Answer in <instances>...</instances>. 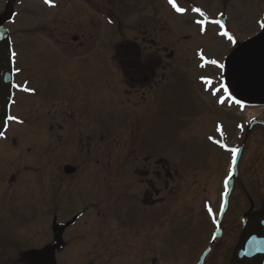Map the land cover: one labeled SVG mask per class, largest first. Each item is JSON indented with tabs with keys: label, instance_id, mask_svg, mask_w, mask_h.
Returning a JSON list of instances; mask_svg holds the SVG:
<instances>
[{
	"label": "rangeland",
	"instance_id": "rangeland-1",
	"mask_svg": "<svg viewBox=\"0 0 264 264\" xmlns=\"http://www.w3.org/2000/svg\"><path fill=\"white\" fill-rule=\"evenodd\" d=\"M175 2L186 9L183 14L175 12L168 0H50L49 4L43 0H0V23L8 30L12 51L16 52L14 61L9 62L0 49V69L5 63L6 68H18L20 86L26 84L24 87L37 92L33 96L15 93L11 115L29 124L8 123L10 128L0 138V175L11 160L18 162L7 175L34 155L30 152L26 157L9 158L17 149L26 152L25 148L34 144V148L50 152L55 141L48 127L55 122L71 131L60 134L61 143L69 148L67 143L76 142L77 153L86 147L80 135L86 138L88 131L94 132L90 133L96 136L93 146L101 143L105 148H99L98 158L110 163L109 200L103 206L99 202L103 197L101 173L93 160L80 166L78 174L82 176L74 182L59 179L60 211L55 222L61 228L62 245L60 252L46 259L39 253L53 243L55 231L48 225L52 219L45 218L46 230L25 226L37 207L36 192L41 185L49 190V176L58 177L60 165L53 162L44 167L45 172L34 175L44 181L40 186L31 175L11 185L0 179V195L5 196L0 198V213L11 214L2 221L9 226L8 237L29 246L12 247L13 243L4 242L1 236L0 248L9 246L5 254L29 249L34 255L25 264H196L211 244L225 191L223 181L229 173L228 153L209 142L217 140L241 152L221 225L223 236L213 244L207 264H230L248 231H260L258 221L264 217V131L259 126L247 128L254 119L264 121V106L239 88L231 91L232 101L223 94L220 71L210 61L222 59L224 64L229 45L224 43L223 48L218 37L221 29L215 24L205 22L206 31L201 34V25L194 20L203 17L192 9L200 8L209 20L223 13L227 29L243 41L263 30L264 0ZM151 23L161 65L148 66L155 54L138 55L129 49L116 60L112 47L124 38L143 45L138 30ZM55 24L56 33L74 32L77 43L67 37L54 38ZM48 32L52 41L45 38ZM121 60L123 66L119 65ZM142 72L148 78L145 85L137 82ZM201 77L211 84H205ZM215 89L220 90L213 95ZM220 97L225 98L224 103L218 102ZM59 113L60 120L55 119ZM64 118L66 123L61 122ZM97 129L102 133H96ZM23 134L27 140L21 139ZM100 137H104L102 142ZM14 138L18 148L11 144ZM66 152L69 156L71 151ZM147 156L153 163L165 161L170 175L168 189L158 196L154 207L140 206L130 196L138 188L131 168ZM117 164L121 166L115 167ZM160 165L158 171L164 169ZM117 176L119 183L112 181L118 182ZM7 188L23 196L18 204H7ZM205 203L211 206L212 215ZM106 205L105 218H98L94 207L102 210ZM48 207L46 199L44 210ZM21 224L23 229H19Z\"/></svg>",
	"mask_w": 264,
	"mask_h": 264
},
{
	"label": "flooded vegetation",
	"instance_id": "flooded-vegetation-1",
	"mask_svg": "<svg viewBox=\"0 0 264 264\" xmlns=\"http://www.w3.org/2000/svg\"><path fill=\"white\" fill-rule=\"evenodd\" d=\"M15 2H17V0H15ZM146 25H147V27H146ZM146 25H143L141 27L142 30L139 29L138 33H137V37L138 38H142L143 45L139 46L136 43H132V41L130 39H125L124 38L122 43L117 44L118 46L116 45L115 47H112V48L115 49L114 53L116 55L115 56L116 60L118 59L119 56H121V54L124 53L123 51L125 49H129V51L133 50L134 51L133 53H138V55L145 54L146 52L148 54L149 53L150 54H155L153 56V58H152L151 63L148 66L152 67V65H155V67H156L157 65H159V66L161 65V60L158 57L160 50L157 51L156 36H155V34L152 33L153 31L151 30L152 23L149 24V25L148 24H146ZM139 27H140V24H139ZM54 29H55V33H56V30H57L56 29V24L54 25ZM225 30L228 31V33L230 35L234 36L233 33H230V31L227 29V22H226V27L224 29H222V31H225ZM73 33L72 32H64V31L60 32L58 30L57 33L54 34V38H58L59 39L60 37H63V38L67 37L68 39L70 38L73 42L77 43V40L79 38L76 37ZM47 36H49V37H47ZM47 36L45 37L46 40L47 41H49V40L52 41V39L50 38L51 36H50L49 32H48ZM218 37H219V39H222V41H223V43L220 42L221 45L223 46V48H224V43L229 45V47L226 48V49H228V55H227L226 59L230 63H232L233 57H235V56L232 55V53L240 45L245 46V50L247 48H249V47H254V46H257V45H260V44H262L263 48H264V28H263V30H259L258 33L256 31L253 32L252 34H250L249 37H246L245 40H243V41H239L234 36V38L237 41V45L231 44L227 40V38L224 37V36L218 35ZM66 48H72V45L69 46V47H66ZM254 50L255 51H253V52L255 54V56H254L255 60H254L253 64L256 66L257 63L259 62V56L260 55H258L259 51L256 50L255 47H254ZM154 51H156V52H154ZM170 55L172 57L173 54L171 53ZM261 56L264 59V54H262ZM226 59L224 60L225 67H224L223 70H221V79H220V81L224 82L225 84L228 83L229 85L228 84H226V85L229 86V87L232 86V85L234 87H236V84H234L235 80L232 77V64L229 65L228 62L226 61ZM247 60H248L247 62H250V59H247ZM222 61H223L222 59L219 60V63L220 62L222 63ZM144 64H146V63H144ZM119 65L123 66L122 60H121V63H119ZM255 68H257V67H255ZM137 70H139V69H137ZM140 76H141V78L138 77V81L137 82L140 83V84L143 83L142 85H145L147 83V81H148V78L146 77V73L142 72ZM0 103H1V105H0V121H3L6 118L5 117L6 111L4 110L5 101H2ZM65 107L69 111L70 107L69 106H65ZM66 109H64V111H67ZM11 112H12V108H11V111H10V115H11ZM58 115L59 116H56L55 119H59L60 120L61 114L59 113ZM68 118H69V116H68ZM61 122L62 123H66V119L64 118ZM11 123H13V122H11ZM15 124H17V123H15ZM22 124L23 125H28L29 122L27 121V123L25 124V120H23ZM9 128H10V126H8V129ZM34 128L37 129L36 127H34ZM2 129L3 128L0 127V131H2ZM54 130H56V131H54ZM48 131L50 132V134L53 135V137H51V139L55 141L54 147H52L53 150L51 149L50 152H48L49 150L46 152L44 149L38 148L37 146H35V148H37V149H35L34 148V144H32L31 147H29V145L27 144L28 146L25 148L26 152H23V151L17 149L16 150L17 152L15 153V156L11 155L10 157H9V153H8V157L9 158H13V157L20 158V154H22V155H24L26 157V156L29 155L30 152L32 153V155L33 154L34 155L30 159V161H28L29 157H26L23 160L22 167L20 166V168L17 169L14 173H12L13 172L12 171L10 174L7 175L8 170H10V169L14 170V166H16L17 162H18L17 159L13 160V161L11 160L10 163L7 165V169L4 170L2 175H0V179L3 180V181H6L8 185H11V184H13L15 182L18 183V179L20 177H23L22 179H24V178L29 179L28 177L31 175L35 179L36 176H34V175L41 174V171L45 172V168L44 167L52 166L53 162H56L58 165H60V166H58V171H59L58 177L51 178L53 175L49 176L50 180L52 181V182H48L49 185L47 187L49 188V190L45 191L44 190L45 186L44 185L40 186V183L43 184L44 181L42 179H40V178H38V179L36 178V180H35L36 184L38 183V185L41 187L40 191L36 192V194H37L36 195L37 207H36L35 211L29 215L30 217L27 220L30 219V221L25 226V227L32 226L33 228H36L39 231L46 230V228H45V225H46L45 218L47 217L48 220L50 218L52 219V222H48L50 231H58L61 228L59 227L58 224H56L55 220L58 217L59 211H60V205H59L60 204V197H59L58 193L60 191V182H61V180H59V179H62V178L63 179H67V178H69V182H71V179H73L72 181L74 182L75 177L78 178V176H80V177L82 176V174H78V173L81 172V167L80 166L85 165V164L87 165V163L90 162V160H93L95 162L94 166L99 168V171L101 173V178H102V180H101V189L103 191V197H101L99 202L103 206V204L105 205V202L108 204V200H109V197H108V194H109V181H108V178H109L108 172L109 171H108V166L110 165V163L107 161V159H101L100 160L98 158L99 156H98L97 151H100L99 148H101L102 150H105V148H104V145L101 144V143H96V146H98L97 148H95V146H93V144L95 145L94 141H96V136L90 135V133L95 134L94 132L88 131L86 133V138H83V136L80 135V139L79 140H83V139L86 140V143H85L86 147H84V151L80 150L77 153L78 150H77V147H76L77 146L76 142H74L72 144H68L67 143L69 148H67V146H65L66 143H64V142L61 143V135L60 134H69V133H71V131H65L64 128L62 127V125L59 122H55L50 127H48ZM72 131H73V129H72ZM97 131H95V132L96 133H102L101 130L97 129ZM55 134H56V136L54 137ZM27 137H28L27 135L23 134L21 139L27 140ZM76 138H77V135H76ZM98 139H99L100 142H102L104 140V137H100ZM29 141H31V140H29ZM90 141H92V142H90ZM11 144H12V146L14 148H18V146H17L18 143H17L15 138L13 139V142H11ZM73 147H74V149H72ZM33 150L35 151V153H33ZM68 150L71 151L69 153V156H68V154L66 152ZM81 152H84L85 154H83ZM81 157H82V159H80ZM147 158H145V159L142 158V160H139L138 162H136V166H139V167L135 166V168H133V167L131 168L132 172H133V175H134L133 183H134V185L137 184L138 188H137L136 192H132V195H130V196L140 206L142 205V206H145V207H154L155 204H156V201L159 199L158 196L161 193L167 191L168 186H169V178H170L169 176L170 175L168 173V170L166 169V165H167L166 162H163L162 160H159V161L153 163V161L149 160L150 156H147ZM30 162L33 164V167L29 166ZM155 163H159V165L161 164L160 166H163L164 169H162V171L161 170L158 171L157 170V166H159V165H157ZM66 165L74 167V172L71 175L64 174L63 170H64V166H66ZM119 166H121V165L117 164L115 167H119ZM30 169H32V171H29ZM60 169H61V171H60ZM21 172H23L24 174H21ZM52 173H54V172L52 171ZM117 177H118V182L116 180H112V181L116 182V183H119L120 177L119 176H117ZM40 180H42V181H40ZM134 185H133V189H134ZM119 188H120V186H118V190H119ZM5 191L10 195L6 199L7 200V204L10 205V206L18 204L19 201L23 197V196H20L16 192V190L13 191L12 189H8L7 188ZM117 191L115 190V193ZM3 194H5V193H3ZM0 198H5V196L3 197V196L0 195ZM46 199H47V203L49 204V207L45 211L44 210V204H45ZM89 205L91 206V203ZM105 207H106L105 209H103V207H102V210H97V206L94 207L95 214L97 215L98 218H100V219L105 218V214H106L105 211H106L108 205H106ZM83 212H86V209ZM10 217H11V214L10 215H6V214H3V213H0V229L2 227L3 231L7 232L9 226L6 225V223L3 224L2 221H3L4 218L6 219V218H10ZM20 220H17V221H20ZM15 225L19 226V223L15 224ZM23 228L24 227L21 224V228H19V229H23ZM3 231H0V237L2 236V240L4 242L9 241V243H13V245H11L12 247H19L20 246V247H23V248L24 247H28L29 248V246H26L24 244V242L19 243V242H16V241H11L10 238L8 237V232L7 233L4 232L5 234L4 233L2 234L1 232H3ZM249 231H251V230H249ZM259 232H256V233L259 234ZM0 240H1V238H0ZM244 241H245V239H243L242 244L244 243ZM242 244H240L237 249H239L242 246ZM50 245H51L50 243L47 244L45 246V250L40 252L39 256L41 258L46 259V258H49L52 253L55 254L57 252H60L61 245H60V248L58 250H56V251L47 250ZM6 247L8 249L9 246H6ZM7 249L6 250L4 249V250L7 252ZM4 250L2 248H0V262H1L0 264H25V263H29V262L32 261L31 256L34 255L33 253H30L29 249L20 250V248H19V249H17V251H15V250L12 251V252H14V254L10 253L8 255L5 254ZM236 251L237 250H235V254H234L233 259L231 260L230 264H262V262L260 260L261 257L259 259L239 261L236 258ZM205 264H207V263H205Z\"/></svg>",
	"mask_w": 264,
	"mask_h": 264
},
{
	"label": "water",
	"instance_id": "water-1",
	"mask_svg": "<svg viewBox=\"0 0 264 264\" xmlns=\"http://www.w3.org/2000/svg\"><path fill=\"white\" fill-rule=\"evenodd\" d=\"M0 47L2 48L5 54H8L9 39H8L6 30L2 26L0 27ZM254 47L256 48V50L259 51L258 55H260L259 62L257 63L256 66L253 64L255 60V57H254L255 54L253 52L255 51ZM254 47L247 48L245 50L247 55L244 56L243 58L236 57L234 59V64L236 65V76L240 80L239 82L244 86L246 90L250 91L254 95L264 97V59L261 56L262 54H264V51H263L264 48L262 44L254 46ZM247 59H250V62H247L248 61ZM9 75L10 73L8 71H5L3 74L2 81H3L4 87H6L9 84V81L5 79V77H9ZM10 80H12L11 76H10ZM6 97H8V92H7ZM261 124L264 126L263 123ZM73 171L74 170L72 168H69V167L64 168V172L67 174H70ZM231 188H232V182H230L228 194L225 196V204L220 214L218 225L227 209V200H228ZM259 224L262 228L261 235H256L253 232H250L248 234V238L246 239L243 247L237 253V258L239 260H242L244 258L249 259V260L253 258L259 259L261 257L260 260L262 264H264V218L259 221ZM214 237L215 238H213V243H215L216 239L221 237L220 229L217 230ZM252 237H255L256 240L253 243H249ZM59 242H60V232H57L55 234V244L51 246L49 249H58ZM210 250H211V247L209 246L205 250V252L202 254V256L200 257L198 264H204L205 258L210 252Z\"/></svg>",
	"mask_w": 264,
	"mask_h": 264
},
{
	"label": "snow or ice",
	"instance_id": "snow-or-ice-1",
	"mask_svg": "<svg viewBox=\"0 0 264 264\" xmlns=\"http://www.w3.org/2000/svg\"><path fill=\"white\" fill-rule=\"evenodd\" d=\"M44 3L45 4H49L50 3V0H44ZM168 3L171 5V7L177 13L183 14L186 11V9H184L183 7L178 6V4L175 2V0H168ZM192 11L195 12V13H197L200 17H203V19H195L194 20V23L195 24L201 25V27L199 28V32L201 34L205 33V31H206L205 27H203V25L205 24V22L212 23V24H218L219 27H220V29H224V27H225L224 24L220 23L219 20H209L208 17L205 15V13L200 8H193ZM220 15H223V13H221ZM109 23H112V21L109 20ZM260 27L261 28H264V23H261L260 24ZM218 35L226 37L227 40L231 44L237 45L236 39L234 38V36L230 35L228 33V31H226V30L225 31H220L218 33ZM232 55L235 56V57H237V58H243L244 56H246L247 53L245 51V46L240 45L239 47H237L236 50L232 53ZM15 57H16V52L15 51H10L9 54H8L9 62H13ZM201 59H203L202 54H201ZM210 63L213 64V65H216V67L218 69H221V70H223L224 67H225V65L223 63H219L215 59L211 60ZM200 67H204V65L201 64ZM15 71L18 73L20 70L17 68V69H15ZM10 75H11V73H10ZM10 75H9V77H5V79H7L9 81L10 87L12 89H18V90H22V91H34V89H30V88H27V87L21 88L20 85L15 84V83H11ZM201 79H202V81L205 84H211V81L210 80H207L204 77H201ZM220 88L223 89L224 92H227L228 91V89L225 88L223 84L220 85ZM205 90L207 91L208 89L206 88ZM219 90L220 89L213 90L212 94L213 95H216ZM218 102L219 103H224L223 97H221ZM234 102L236 104H240V101L239 100H235ZM14 103H15V100H14L11 92H9L8 93V99L6 101V107H10V105L11 104H14ZM5 117L6 118L3 121H0V127H2V128H6L8 126V123L9 122H15L17 124H22L23 123V121L20 120L17 116H14V115H10V114L5 113ZM238 127H242V126H238ZM2 137H4V132L3 131H0V138H2ZM219 146L222 147V148H226V145H224L223 143H220ZM227 150L230 151L231 154H232V168L229 169L228 176L224 180V185H225V193H224V195L227 194L228 181L231 178V176L233 174V169L236 166V154L238 152V149H236V148H231V149H227ZM205 208L207 209L209 215H212V211L213 210H212L211 206L208 205L207 203H205ZM213 238H215V237H213ZM255 240H256V238L255 237H252L251 240L249 241V243H253V242H255Z\"/></svg>",
	"mask_w": 264,
	"mask_h": 264
}]
</instances>
